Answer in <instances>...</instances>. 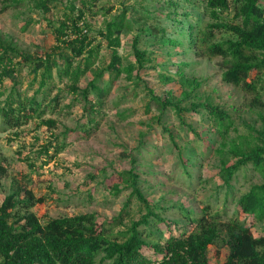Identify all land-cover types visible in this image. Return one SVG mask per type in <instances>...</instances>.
<instances>
[{
	"label": "trees",
	"instance_id": "obj_1",
	"mask_svg": "<svg viewBox=\"0 0 264 264\" xmlns=\"http://www.w3.org/2000/svg\"><path fill=\"white\" fill-rule=\"evenodd\" d=\"M97 1L81 0L78 7V0H68L63 17L47 22L55 44L42 55L22 51L13 43L0 42L3 130H17L32 121L56 129V120L45 116L56 113L66 96L72 94L75 97L69 109L78 100L86 103V121L79 129L86 138L90 137L100 125L99 116L116 80L125 75L130 81L135 80L136 85L143 82L141 72L153 60L141 49L140 35H156L150 19L159 20L146 8L141 13L136 10L138 17L134 19L129 13L135 8L126 7L96 30L93 20L99 12L103 11L105 17L109 14L104 10L93 11ZM9 3L4 9L23 5L49 14L55 0H11ZM90 3L91 11H88ZM167 5L172 11L166 13V17L172 21L176 34L157 37V41L174 48L197 49L212 58L221 57L223 81L252 96L248 110L264 108L260 95L264 87H258L260 81L264 83V0H168ZM231 14L233 16L229 17ZM136 21L139 34L133 40L135 62H125L118 51L121 37L136 28ZM104 43L111 58L109 66L102 69L96 67V63ZM23 70L31 77L26 90L23 89ZM89 73L92 79L82 89L80 84ZM106 74H109L108 81H105ZM162 78L169 84H179L182 89L180 97H173L171 91L164 99L152 97L162 116L170 110L183 121L184 113L200 114L212 127L210 131L224 140L231 131L239 132L233 117V113H238L237 108L228 111L215 104L212 96L204 99L200 95L203 81L190 78L180 67L177 78ZM6 80L12 83L9 90L4 88ZM150 92L154 96V92ZM185 102L187 105L183 106ZM151 109L152 104H148L147 113ZM121 116L126 118L123 113ZM262 120L260 131L252 127L246 134L239 135L238 141L233 140L227 156L234 162L220 170L227 198L234 188L232 181L237 172L250 166L262 179L261 184L252 186L238 198L235 214L226 224L219 222L222 214L212 213L210 206L204 208L201 216L179 206L178 212L185 222L164 217L173 207L155 206L147 200L136 168L117 173V180L109 187L115 196L123 190H131L130 198L117 216L108 219L99 213H85L52 218L43 223L34 208L44 204L45 198L37 197L18 179L0 204V264H210V250L216 247L215 256L220 259L221 244L227 248L223 264H264V229L259 236L253 231L255 225L264 222V115ZM185 125L203 142L201 157H209L213 152L211 142L208 144L192 124ZM164 132L178 152L186 177L192 178L189 170L194 162H199L195 150L186 144L179 145L170 128H165ZM65 148L66 142L55 137L38 155L44 157V165H47ZM133 162L136 165V160ZM0 172H5V168L0 166ZM132 198L137 200L141 218L133 220L125 230H118L126 226V219L131 217Z\"/></svg>",
	"mask_w": 264,
	"mask_h": 264
},
{
	"label": "rangeland",
	"instance_id": "obj_2",
	"mask_svg": "<svg viewBox=\"0 0 264 264\" xmlns=\"http://www.w3.org/2000/svg\"><path fill=\"white\" fill-rule=\"evenodd\" d=\"M67 1L55 0L51 12L45 14L23 5L4 9L10 5L11 0H0V42L5 45L13 43L20 50L38 56L49 51L55 44V37L47 22L63 17L69 5ZM96 4L93 11H109L107 17L100 11L93 20L96 30L101 29L105 21L111 20L126 7L135 8L129 13V17L134 19L138 17L136 10L141 13L146 8L155 20H159L150 19V24L155 25L156 35H140V47L147 51L153 62L141 72L143 82L139 85L125 75L116 80L104 111L99 116L100 125L90 137L86 138L79 129V125L86 121V103L82 99L78 100L69 109L68 105L75 97L72 94L66 96L56 113L45 116L46 119L56 120V129L51 130L39 126V121H32L17 130H3L0 117V166L5 168V172H0V204L12 192L14 181L19 179L37 197L45 198L44 204L34 208L43 223L52 218H70L85 213H99L111 219L120 213L130 198L131 190H123L119 196H115L109 187L117 180V173L136 168L140 176V187L147 200L155 206L173 207L164 217L185 222L186 219L178 212L179 206H185L200 216L205 213L204 208L210 206L212 213L222 214L219 222L226 224L235 214L238 198L252 186L261 184L262 179L250 166L247 170L237 172L232 181L234 188L227 198V189L223 186L219 173L221 168L234 162L233 158L227 156L233 140L238 141V136L246 134L252 127L258 131L263 128L264 108L248 110L252 96L223 81L221 57L212 58L197 52V49L186 46L174 48L157 41V37H174L176 34L172 21L166 17V13L172 11L167 5L168 0H98ZM77 6H81V0H78ZM89 6L88 11H91V3ZM232 16L231 14L229 17ZM175 18L173 16V20ZM27 22L30 24L26 25ZM135 26V29L121 37L122 45L118 51L125 62H135L133 40L139 34L138 21ZM100 56L96 67L107 68L111 53L106 44ZM179 67L190 78L203 81L200 95L204 99L212 96L215 104L228 111H233V107L237 108L238 113H233V117L239 132L231 131L224 140L210 131L212 127L200 114L184 113L183 121L170 110L162 116L152 97L167 98L169 91L173 93V97L181 96L179 84H169L162 78H177ZM21 74L24 78L23 89L26 90L31 77H28L27 70H23ZM91 79L92 75L89 73L82 80L81 88H85ZM108 80L109 74H106L105 81ZM11 85L6 80L4 88L9 90ZM258 87H264L263 81L259 82ZM151 90L154 96L151 95ZM260 92L264 100V91ZM148 104H152L150 113L146 111ZM186 105V102L183 103V106ZM122 113L126 118L121 116ZM183 122L192 124L208 144L211 142L213 152L209 157H201L203 142ZM165 128H170L179 145L186 144L195 150L199 162H194L195 165L189 170L192 178L186 177L178 152L168 141L169 135L164 132ZM71 130L73 131L70 132ZM55 137L60 142L65 141L66 148L44 165V157L38 153ZM29 164L34 165V168H30ZM94 176L96 179L91 178ZM132 202L131 217L126 219L127 225L118 230H125L133 220L141 218L137 200L132 198ZM263 229L264 222L255 225L254 234L259 236ZM219 248L222 254L220 259L215 256L216 247L210 250V264L225 262L227 248L222 247V244Z\"/></svg>",
	"mask_w": 264,
	"mask_h": 264
}]
</instances>
